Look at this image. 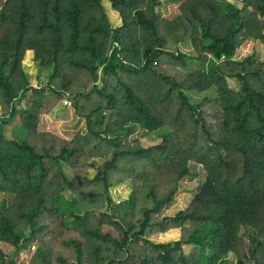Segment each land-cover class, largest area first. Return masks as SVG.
<instances>
[{
  "label": "trees",
  "instance_id": "obj_1",
  "mask_svg": "<svg viewBox=\"0 0 264 264\" xmlns=\"http://www.w3.org/2000/svg\"><path fill=\"white\" fill-rule=\"evenodd\" d=\"M165 1L180 3L174 18L161 0H0V192L11 194L0 243L12 247L0 264H264V0ZM185 38L195 58L211 57L207 70L180 73ZM27 50L49 71L38 87ZM210 87L198 102L187 94ZM63 95L86 125L67 140L37 137ZM12 117L25 139L5 135ZM160 127L154 144L124 140ZM190 160L204 180L164 214ZM124 181L130 192L114 201L110 187Z\"/></svg>",
  "mask_w": 264,
  "mask_h": 264
},
{
  "label": "rangeland",
  "instance_id": "obj_2",
  "mask_svg": "<svg viewBox=\"0 0 264 264\" xmlns=\"http://www.w3.org/2000/svg\"><path fill=\"white\" fill-rule=\"evenodd\" d=\"M230 3L235 6H241V0H228ZM108 4V3H107ZM179 2H168L161 0V3L157 6L158 12L161 16L166 17L167 19L174 18L179 11ZM106 10L108 15L113 22L116 24L119 21V16L114 12L109 5H107ZM180 49L185 51L187 54L192 55L191 58L187 60V64L184 67H181L180 73L182 75H187L195 69L207 70L212 64L213 61L209 55H203L200 59L195 58V50L189 41L188 38H185L180 43ZM257 59L264 61V45L262 43H257ZM22 65L25 71L28 73L30 81L34 87L43 85L44 82L48 79L49 71L47 69L41 70L38 69L32 59V50H27L24 54ZM228 84L234 88H238L236 80L232 78H227ZM187 94L191 101L198 102L206 94L215 96L214 87H210L204 92H198L194 90L187 91ZM77 108L65 97L62 96L46 113H41L37 121L36 126V136L39 135H52L56 139H70L76 135L80 129L86 125L85 117L79 114L76 110ZM2 112V106L0 104V113ZM130 123H127L124 127L117 126L115 127L116 131H121L127 127ZM166 128L160 127L154 131H151L147 134H143L140 129L136 128L133 132L126 135L124 140L130 143L148 146L154 144L161 139V134ZM4 133L9 138H14L18 140H23L27 137V133L24 128L21 126V123L15 117H12L4 125ZM89 161L92 162V165L87 168L86 175L88 178L94 176L96 172V167L100 162L99 157H91ZM189 171L187 175L180 180L179 187L177 192L173 195V200L171 204L164 210V214H173L178 209H184L188 206L191 201L193 194L198 190L202 184L205 176V169L202 164L195 161H188ZM130 183L129 181H124L121 183H115L110 187V194L114 201H119L128 196L130 192ZM11 199L10 193L0 192V203L8 204ZM62 202L60 206H63L66 203V197H62ZM162 233H154L150 237L153 240H162ZM186 251L189 250L190 246H185ZM0 248L4 251L10 250L12 247L5 243H0Z\"/></svg>",
  "mask_w": 264,
  "mask_h": 264
}]
</instances>
